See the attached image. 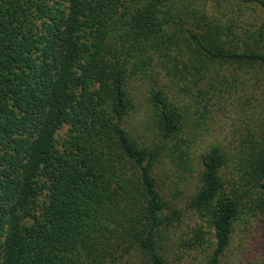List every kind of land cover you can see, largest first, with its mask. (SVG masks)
I'll use <instances>...</instances> for the list:
<instances>
[{"label":"trees","instance_id":"1","mask_svg":"<svg viewBox=\"0 0 264 264\" xmlns=\"http://www.w3.org/2000/svg\"><path fill=\"white\" fill-rule=\"evenodd\" d=\"M256 9L0 0V264H174L184 249L222 264L237 227L264 219V118L241 150L205 142L206 96L264 79V24L240 19ZM137 89L157 130L143 140ZM172 171L197 174L183 203Z\"/></svg>","mask_w":264,"mask_h":264},{"label":"rangeland","instance_id":"2","mask_svg":"<svg viewBox=\"0 0 264 264\" xmlns=\"http://www.w3.org/2000/svg\"><path fill=\"white\" fill-rule=\"evenodd\" d=\"M243 15L240 18L241 25L250 31L254 32L264 24V12L262 11L256 9L245 12ZM244 80L245 78L242 80L238 78L237 83L229 81L232 84L229 85L228 91L224 88L225 86L222 90L209 91L206 96L210 107V110L206 109L209 131L205 142L219 143L233 151V148L241 150L250 139L245 135L244 127L252 126L257 119L262 121L264 118V79L255 80L250 77L247 82ZM144 92L142 89L135 91L134 112L128 120L130 131L137 140L151 138L157 133L156 123L150 118L151 111ZM167 173L170 179L167 184V194L171 193L169 197L176 194V200L183 203L197 183V174L183 182V179H178V176L182 174L181 171L175 174L173 171ZM178 188L182 189L181 193H177ZM247 222L244 223L246 226L240 224L237 227L229 250L230 254L223 259L222 264H264V219L251 218ZM183 229H186L185 225ZM180 234L185 240L189 238V235L177 232V236ZM174 240L181 244L179 238H174ZM182 252L183 257L177 259L174 264H200L204 256L199 250L194 252L184 249Z\"/></svg>","mask_w":264,"mask_h":264}]
</instances>
